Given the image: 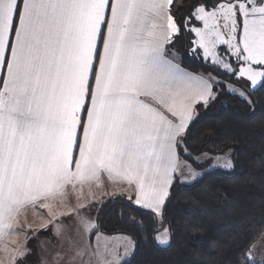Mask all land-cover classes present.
<instances>
[{
    "label": "snow or ice",
    "instance_id": "6c2138e0",
    "mask_svg": "<svg viewBox=\"0 0 264 264\" xmlns=\"http://www.w3.org/2000/svg\"><path fill=\"white\" fill-rule=\"evenodd\" d=\"M176 11L187 15L178 21ZM193 19L203 27H189ZM182 27L195 34L193 53L237 78L228 91L253 104L264 89V0H0V241L29 208L51 212L69 186L82 190L102 174L134 185V203L162 214L195 106L223 85L168 58ZM72 211L86 232L95 228ZM155 239L167 245L168 229ZM125 240L129 255L135 245ZM66 242L67 264H121L109 249ZM253 247L238 264H264ZM11 251L10 264H23L27 249Z\"/></svg>",
    "mask_w": 264,
    "mask_h": 264
},
{
    "label": "trees",
    "instance_id": "16d2710c",
    "mask_svg": "<svg viewBox=\"0 0 264 264\" xmlns=\"http://www.w3.org/2000/svg\"><path fill=\"white\" fill-rule=\"evenodd\" d=\"M186 15L175 12L178 21ZM193 40V33L182 27L167 51L177 53L184 69L211 74L223 85L214 88L216 99L196 106L178 153L200 169L204 166L197 165L194 156L233 149L234 168L207 170L191 184L173 182L161 214V227L170 237L165 247L155 242V213L122 196L105 201L96 231L127 235L135 245L122 264H238L241 252L264 233V89L251 95V105L227 92L225 83L235 79L193 53Z\"/></svg>",
    "mask_w": 264,
    "mask_h": 264
},
{
    "label": "rangeland",
    "instance_id": "374dc122",
    "mask_svg": "<svg viewBox=\"0 0 264 264\" xmlns=\"http://www.w3.org/2000/svg\"><path fill=\"white\" fill-rule=\"evenodd\" d=\"M193 21H194L193 26L203 27L202 22L195 21L194 19H193ZM193 35H194V40H195L196 39L195 34L193 33ZM192 47L194 48L195 46L193 45ZM224 47H226V46H218L217 51H218L219 55L228 59L233 64L234 67H237V70H238V66L236 65L235 58L229 57L227 55V53L223 50ZM193 48H192V50H193ZM197 54H199V56L205 62H208L211 66H213L210 58L208 60H205L203 58V51L202 50H199L197 52ZM213 68H215V67L213 66ZM220 71L223 73L222 70H220ZM224 74H226V73H224ZM231 78H233L235 80L237 79L235 76H231ZM229 83L230 82L225 83V89L227 92H230V91H228V84ZM233 86L237 89L240 88L237 85H233ZM236 95L239 97L238 94H236ZM185 154H188V153L186 152ZM227 158H231V160L233 162V149H227L226 151L219 153V154H213L210 152H203V153H200V154L194 156L193 159L196 162V164L200 165V166H204L200 169L194 167L193 165H191L190 162L183 159V163H181L180 167L178 168L177 180L183 184H191L194 181H196L198 178H200L201 175L207 170L221 169V170H225V171H232L234 166L230 169L223 166V164L226 162ZM233 165H234V162H233ZM189 169L191 171H189ZM191 173H196L195 178L192 177ZM93 190L96 191L95 188H93ZM91 195L92 196H90L91 198H89V199H86V198H88V196L82 197L81 204L85 205V207L82 209L76 207V204L74 202H71V203L69 202L68 203L69 209L65 210L66 214L69 213L71 209H76L81 216H84L86 219H88L92 222L93 216H94V211H95V215L97 217L98 212H99L101 206L104 204V202L102 203L101 206H99L98 201L100 200L101 195L100 194L98 195L97 193L95 195H93V194H91ZM84 199H86V200H84ZM95 203H96V207L99 206L98 208H95V206H94ZM156 217H157L158 231L156 232L155 237L158 234H163L164 230L166 229V228L161 227V224H162L161 215H159V216L156 215ZM67 222L69 223L68 225L66 224L65 226L59 227L61 229V231L58 232V230H57L56 237L55 236L52 237V235L51 236L47 235V240L42 241L43 239L40 237L38 232H32L31 235H29V237L26 239L27 244H26V241L21 243L24 245L17 244V246L19 245L23 248L25 247L28 251V255L26 256V259L24 260L23 264H67V262L71 259V255L73 254V251H74V249H73V251H69V246L66 242L67 237H69V236L72 237V239L79 244L90 245L93 250H96L98 246H99V249L101 252H104L105 249L111 250L115 255L122 257L121 264L124 261L128 260L131 257V255L133 254L134 248H133L131 254L124 255L125 246L127 243L125 238H129L131 241H133L127 235H124V234H113V235L103 234L101 232L96 231L97 224H95V228L91 234L94 233L96 235L92 239H91V235H90V239H89L88 233L84 230L83 225H81L79 222V217L77 216L76 211H72L70 213V218L67 219ZM47 234H49V233H47ZM168 235H169V233H168ZM155 242L158 246L165 247V246L169 245L170 239H169V243L167 245L159 244L156 241V239H155ZM253 253L258 260L261 257H264V235H261L260 238L254 243ZM106 258L112 259L111 256H106ZM85 259H87V257H85ZM2 262L4 264H8L7 259H4Z\"/></svg>",
    "mask_w": 264,
    "mask_h": 264
},
{
    "label": "crops",
    "instance_id": "0c3cea01",
    "mask_svg": "<svg viewBox=\"0 0 264 264\" xmlns=\"http://www.w3.org/2000/svg\"><path fill=\"white\" fill-rule=\"evenodd\" d=\"M173 54L175 57L174 59H173ZM168 58L173 59V63L178 64L179 67L183 69L185 72L191 73L193 75H202V76L209 75V74L193 73V72H190L184 69L179 63V56L174 52H170L168 55ZM200 104H203V103L201 102L198 105ZM196 106H195V110H196ZM178 145H177V150H176L177 151V170L174 174L173 182L177 179L178 168L180 167L181 163H183V159L180 157L178 153ZM93 188H95L96 191H94ZM96 193L98 195L99 194L101 195L100 196L101 198L98 201L99 206H101L102 203L107 201L108 199H111L117 196H122L126 198L127 200H130L129 197L131 196L132 199L130 201L133 203L135 200V186L134 185L129 186L126 182H122L119 180H109L106 174L101 175V179L99 182L93 183L91 185H85L82 190L78 188L76 191H73L71 189V186H69L67 199L63 203L57 200L53 204L51 212L48 209L41 208L39 205H37L35 210H32L31 208H29L26 213H22L20 215L19 224L15 226L16 233L10 236L7 240L0 241V264H4L2 261L6 259V257H10L12 255L11 250L12 248L16 247L17 244L24 245L21 243L25 241L27 244L26 239L29 237V235H31L32 232H38L40 237L43 239L42 241L47 240V235L49 236L52 235V237L53 236L56 237L57 228L61 226H65L66 224L67 225L69 224L67 222V219L70 218V214H66L65 212L66 209H69L68 203L74 202L76 204V207L79 208V205H81V202H82L81 201L82 197L88 196V198L86 199H89L91 198L90 196H92L91 194L95 195ZM94 206L95 208L99 207V206L96 207V203ZM53 213H55V219H53V215H52ZM96 219L97 217L94 211L93 221L91 223L95 225ZM93 230L87 231L89 235V239H90V235H91V239L94 238V236L96 235L94 233L91 234ZM5 244H7L9 248V251L7 253H5L3 250ZM8 264H10L9 260H8Z\"/></svg>",
    "mask_w": 264,
    "mask_h": 264
}]
</instances>
